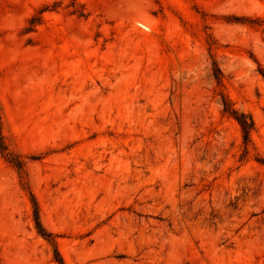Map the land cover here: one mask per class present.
<instances>
[{"label": "rangeland", "instance_id": "rangeland-1", "mask_svg": "<svg viewBox=\"0 0 264 264\" xmlns=\"http://www.w3.org/2000/svg\"><path fill=\"white\" fill-rule=\"evenodd\" d=\"M0 264H264V0H0Z\"/></svg>", "mask_w": 264, "mask_h": 264}, {"label": "trees", "instance_id": "trees-1", "mask_svg": "<svg viewBox=\"0 0 264 264\" xmlns=\"http://www.w3.org/2000/svg\"><path fill=\"white\" fill-rule=\"evenodd\" d=\"M238 122L245 134H247L252 128V122L251 121L248 122V120L244 117V115L241 116V119H238ZM36 220H37V224L40 225L38 222V217H36Z\"/></svg>", "mask_w": 264, "mask_h": 264}]
</instances>
